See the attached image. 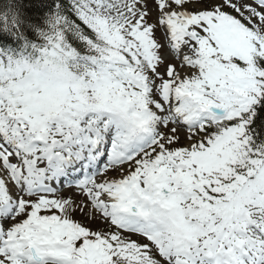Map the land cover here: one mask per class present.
I'll use <instances>...</instances> for the list:
<instances>
[{
	"label": "snow or ice",
	"instance_id": "snow-or-ice-1",
	"mask_svg": "<svg viewBox=\"0 0 264 264\" xmlns=\"http://www.w3.org/2000/svg\"><path fill=\"white\" fill-rule=\"evenodd\" d=\"M0 264H264V0H0Z\"/></svg>",
	"mask_w": 264,
	"mask_h": 264
}]
</instances>
